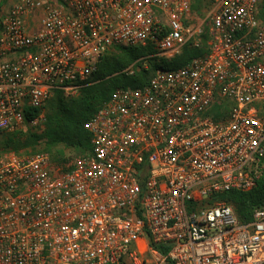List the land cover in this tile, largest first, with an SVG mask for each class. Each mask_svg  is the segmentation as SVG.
Instances as JSON below:
<instances>
[{
  "label": "built area",
  "instance_id": "2783aa9c",
  "mask_svg": "<svg viewBox=\"0 0 264 264\" xmlns=\"http://www.w3.org/2000/svg\"><path fill=\"white\" fill-rule=\"evenodd\" d=\"M204 2L5 0L0 134L40 133L113 47L205 51L114 89L63 164L0 152V264H264V205L241 222L220 198L264 169V0Z\"/></svg>",
  "mask_w": 264,
  "mask_h": 264
},
{
  "label": "trees",
  "instance_id": "16d2710c",
  "mask_svg": "<svg viewBox=\"0 0 264 264\" xmlns=\"http://www.w3.org/2000/svg\"><path fill=\"white\" fill-rule=\"evenodd\" d=\"M4 3L2 0L1 4ZM202 0H191V9L199 13ZM203 36L199 48L185 46L179 55L160 60L147 55L152 54L147 47H113L97 61L91 76L82 83L74 96L55 90L43 108V130L34 133L29 129L7 132L0 135V152L21 151L29 153L42 151L52 162L63 164L69 160L68 154H79L90 149L89 134L83 129V123L100 107L108 95L116 88L143 87L156 68H174L182 65L205 51ZM147 58L148 66L142 65ZM130 67V70L126 71ZM38 113L36 109L25 110V120ZM37 147H39L37 149ZM30 150V151H29ZM221 200L230 204L238 220L250 219L255 207L264 205V169L259 180L248 191H230L221 195Z\"/></svg>",
  "mask_w": 264,
  "mask_h": 264
},
{
  "label": "rangeland",
  "instance_id": "374dc122",
  "mask_svg": "<svg viewBox=\"0 0 264 264\" xmlns=\"http://www.w3.org/2000/svg\"><path fill=\"white\" fill-rule=\"evenodd\" d=\"M1 2H2V0H0V9H1V7H3L4 6V8H5V0H4V3L3 4H1ZM203 3H204V7H205V2H204V0H202V5H201V8L199 9V13L197 12V14H199L200 16H202V8H203ZM4 8H2V10L4 9ZM154 59H157V61H160V60H164L163 58H154ZM161 62V61H160ZM146 66H148V63H146L145 64ZM42 112L43 113H45L46 112V109L45 108H43V110H42ZM1 134H4V133H1ZM0 134V135H1ZM39 147H37V149H38ZM30 151V150H29ZM21 153H26V152H23V151H21ZM73 156V154H68V157H72Z\"/></svg>",
  "mask_w": 264,
  "mask_h": 264
}]
</instances>
